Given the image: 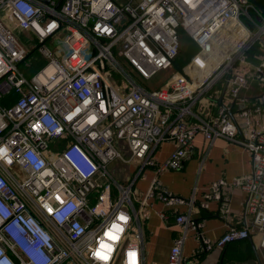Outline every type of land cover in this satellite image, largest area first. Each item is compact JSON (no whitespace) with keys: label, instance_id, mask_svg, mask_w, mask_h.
I'll list each match as a JSON object with an SVG mask.
<instances>
[{"label":"built area","instance_id":"obj_1","mask_svg":"<svg viewBox=\"0 0 264 264\" xmlns=\"http://www.w3.org/2000/svg\"><path fill=\"white\" fill-rule=\"evenodd\" d=\"M254 1L0 0V97L17 95L0 105V264H146L142 211L153 196L187 208L174 215L168 264H198L248 236L264 248V16ZM182 35L194 52L179 68ZM60 38L65 50L45 43ZM32 51L42 62L27 77ZM197 134L244 148L250 172L214 181L199 203L156 176L137 209L134 179L108 171L113 160L179 170ZM165 141L174 148L157 162ZM230 187L246 193L242 224L208 238L192 213L213 199L228 220ZM189 231L197 245L186 257Z\"/></svg>","mask_w":264,"mask_h":264},{"label":"crops","instance_id":"obj_2","mask_svg":"<svg viewBox=\"0 0 264 264\" xmlns=\"http://www.w3.org/2000/svg\"><path fill=\"white\" fill-rule=\"evenodd\" d=\"M255 5L261 11H264V2L255 0ZM258 8V9H259ZM264 14V13H263ZM151 85V82L144 83ZM153 84V83H152ZM156 84V83H155ZM220 87V86H219ZM221 95L219 93L218 102L220 103ZM174 148L172 142H161L153 153L155 161L162 162ZM125 157V156H124ZM129 158V153L126 152V157ZM120 160H113L109 163L112 178L120 184L132 183L133 200L138 209L137 194L142 195L149 187L152 179L157 176L160 188L170 192L171 194L182 198L193 197L195 202L199 203L204 199L210 185L218 180L224 179L230 181L232 178L248 174L250 172V158L248 152L229 141L217 138L211 144H207L202 135L197 134L191 148V153L184 160L181 169L165 170L156 175L154 169L150 166H141L138 161L130 160L125 163ZM121 163V164H119ZM124 163V164H123ZM134 163L132 166L126 165ZM139 173L136 178L135 175ZM225 192L230 197V211L228 220L221 218L219 213V203L217 200H208V208L201 209L192 213L196 219L202 221V233L211 239L219 237L226 229V224L238 226L242 224L244 202L246 193L238 188H226ZM135 194V195H134ZM150 205L143 208V215L146 217L143 220V229L145 236L144 250H151L150 259L154 260V264H168V251L172 245L174 238L177 235V227L173 226L174 215L176 213H185L187 208L183 205L166 206L156 196L150 199ZM159 213L164 214V218ZM252 243L255 246V242ZM252 246L253 257L245 260H238V256L234 252L230 253L231 262L237 264H264V248H253L252 243L246 239ZM197 241L192 231H189V236L183 247V254L186 257L193 256L196 250ZM244 247V242L240 244ZM242 252V251H241ZM146 255V254H145ZM198 264H229L223 263L221 258V250L213 249L198 257ZM147 261V258H146Z\"/></svg>","mask_w":264,"mask_h":264},{"label":"rangeland","instance_id":"obj_3","mask_svg":"<svg viewBox=\"0 0 264 264\" xmlns=\"http://www.w3.org/2000/svg\"><path fill=\"white\" fill-rule=\"evenodd\" d=\"M262 1H264V0H262ZM254 3L256 4L257 2L254 1ZM260 3L263 4L264 2H260ZM258 8H259V6H258ZM259 10L262 13V15L264 16V14H263L264 11L263 10L261 11V7L259 8ZM19 39L21 41H23L27 45L31 42L30 41V38L27 37V35L19 34ZM62 40L63 39L60 38L58 40H54L52 43L49 42V41H47L45 43H46V45L50 46L51 48H53V47H61L62 50H65V48L63 46H61ZM185 43L186 44H184V46H183L184 49L182 50V52L183 53L185 52V53L181 57L179 56L180 58L179 57L177 58V60L175 62V67H179L180 68L184 64V62L189 58V56L192 55L193 52H194V48H192L191 46H189L187 42H185ZM32 45L29 46L31 49L34 46L38 45V42L35 40V42H33ZM182 52H181V54H182ZM41 62H42V59L40 57H38V54L36 53V51H32V53L30 54V56L23 63V66H21V69H26L25 70L26 71L25 75L27 77H30L34 73V71L36 70V67H38ZM27 65H28V68H27ZM172 70H174V67L173 66L170 69L160 71L150 81L152 83L159 84V83H161L164 79H166L169 76V74L171 73ZM146 83H148V81ZM124 156L126 157V152L124 153ZM119 164H121V163H119ZM133 164L134 163H130V164L126 165V166L129 167V166H132ZM107 168L110 169V166H107ZM140 197H141L140 194H137L136 195V198L137 199H139ZM144 238H145V236H144ZM145 254H146V258H147L146 264H154V260L150 259L151 258L150 255H152L151 250H145Z\"/></svg>","mask_w":264,"mask_h":264},{"label":"trees","instance_id":"obj_4","mask_svg":"<svg viewBox=\"0 0 264 264\" xmlns=\"http://www.w3.org/2000/svg\"><path fill=\"white\" fill-rule=\"evenodd\" d=\"M181 40H182V44H186L185 42L188 43V38H186L184 35L181 36ZM181 52H182V50H181ZM184 53L182 52L180 57ZM149 82H151V81H149ZM154 84L155 83L152 84V82H151V85H154ZM16 99H17V95H15V94L3 95L2 97H0V105L2 107H10L14 103V101H16ZM242 242H244V247H240V244ZM231 251L234 252L238 256V258H236L238 260H245V259H249V258L253 257L252 246L246 239L231 243L221 250V258L223 260V263H229V262H231V260H233V258L231 259L229 257L230 256L229 252H231Z\"/></svg>","mask_w":264,"mask_h":264},{"label":"snow or ice","instance_id":"obj_5","mask_svg":"<svg viewBox=\"0 0 264 264\" xmlns=\"http://www.w3.org/2000/svg\"><path fill=\"white\" fill-rule=\"evenodd\" d=\"M2 152H3V150H0V153H2ZM121 219L123 220L124 217H121ZM114 227H115V225H114ZM106 235H109V234L106 233ZM113 239H115V237H113ZM102 247H107V245H102ZM95 255H96L98 258H102V259H104V260H107V259H108L107 256L102 255V253L99 252V251H97V252L95 253ZM129 255L134 256L135 254H134V253H130Z\"/></svg>","mask_w":264,"mask_h":264},{"label":"water","instance_id":"obj_6","mask_svg":"<svg viewBox=\"0 0 264 264\" xmlns=\"http://www.w3.org/2000/svg\"><path fill=\"white\" fill-rule=\"evenodd\" d=\"M247 239H248L251 243L253 242L252 239H251V236H248ZM252 245H253V243H252ZM253 248H254V250H255V246H254V245H253Z\"/></svg>","mask_w":264,"mask_h":264}]
</instances>
